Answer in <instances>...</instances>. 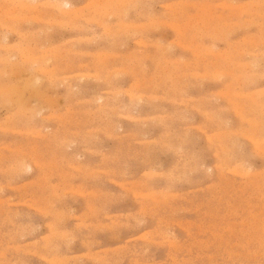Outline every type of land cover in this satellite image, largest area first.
Here are the masks:
<instances>
[{"label": "rangeland", "instance_id": "1", "mask_svg": "<svg viewBox=\"0 0 264 264\" xmlns=\"http://www.w3.org/2000/svg\"><path fill=\"white\" fill-rule=\"evenodd\" d=\"M173 262L264 264V0H0V264Z\"/></svg>", "mask_w": 264, "mask_h": 264}, {"label": "bare ground", "instance_id": "2", "mask_svg": "<svg viewBox=\"0 0 264 264\" xmlns=\"http://www.w3.org/2000/svg\"><path fill=\"white\" fill-rule=\"evenodd\" d=\"M64 2V1H63ZM8 3V2H7ZM19 3H20V0H19ZM121 3V2H120ZM151 3H152V0H151ZM187 3V2H186ZM74 4V3H73ZM146 4V3H145ZM98 5V4H97ZM122 5V4H121ZM164 5V4H163ZM263 5V4H262ZM56 6V5H55ZM123 6V5H122ZM202 6V5H201ZM111 8V7H110ZM152 9V8H151ZM175 10V9H174ZM11 11V10H10ZM12 12V11H11ZM148 12H150V11H148ZM177 13V12H176ZM107 14V13H106ZM151 14V13H150ZM101 15V14H100ZM152 15V14H151ZM150 16V15H149ZM237 16V15H236ZM107 17V16H106ZM227 18V17H226ZM231 19V18H230ZM187 20V19H186ZM238 23V22H237ZM242 23V22H241ZM247 23V22H246ZM186 25V24H185ZM223 25V24H222ZM213 26V25H212ZM194 27V26H193ZM151 28V27H150ZM201 28V27H200ZM129 30V29H128ZM207 31V30H206ZM226 32V31H225ZM125 33V32H124ZM211 33V32H210ZM129 34V33H128ZM124 35V34H123ZM205 35V34H204ZM208 35V34H207ZM125 37H127V36H125ZM199 47V46H198ZM204 47V46H203ZM191 48V47H190ZM198 57V56H197ZM144 58V57H143ZM199 58V57H198ZM162 60V59H161ZM213 72V71H212ZM201 75V74H200ZM204 75V74H203ZM96 76V75H95ZM97 77V76H96ZM188 77V76H187ZM210 77V76H209ZM98 78V77H97ZM92 80V79H91ZM97 80V79H96ZM93 81H95V80H93ZM159 81V80H158ZM41 82V81H40ZM24 83V82H23ZM33 83V82H32ZM70 84V83H69ZM115 84V83H114ZM35 85V84H34ZM187 86V85H186ZM75 87H77V86H75ZM47 89V88H46ZM190 90V89H189ZM105 91V90H104ZM198 91V90H197ZM5 92V91H4ZM80 92V91H79ZM79 92H77V93H79ZM228 92V91H227ZM192 94V93H191ZM33 95V94H32ZM130 95V94H129ZM193 95V94H192ZM229 95V94H228ZM39 96V95H38ZM113 97V96H112ZM31 98V97H30ZM108 98H110V96L108 97ZM141 98V97H140ZM259 98V97H258ZM100 99V98H99ZM114 100V99H113ZM117 100V99H116ZM115 100V101H116ZM125 100V99H124ZM137 100V99H136ZM135 100V101H136ZM167 100V99H166ZM245 100V99H244ZM261 100V99H260ZM87 101V100H86ZM95 101V100H94ZM88 102V101H87ZM86 103V102H85ZM108 103V102H107ZM106 103V104H107ZM116 103V102H115ZM27 104V103H26ZM113 104V103H112ZM90 105V104H89ZM117 106V105H116ZM134 106V105H133ZM122 107V106H121ZM128 107V106H127ZM193 107V106H192ZM125 108V107H124ZM180 109V108H179ZM185 109H186V107H185ZM116 109H114V111H115ZM86 111V110H85ZM19 112V111H18ZM154 112V111H153ZM185 112V111H184ZM109 113V112H108ZM148 113V112H147ZM181 113V112H180ZM211 113V112H210ZM149 114V113H148ZM186 114V113H185ZM147 115V114H146ZM183 115V114H182ZM102 116V115H101ZM116 116V115H115ZM170 116V115H169ZM184 116V115H183ZM112 117H113V115H112ZM185 117V116H184ZM189 117V116H188ZM97 118V117H96ZM147 118V117H146ZM145 118V119H146ZM168 118H170V117H168ZM155 119V118H154ZM139 120V119H138ZM142 120V119H141ZM248 120V119H247ZM114 121V120H113ZM172 121V120H171ZM181 121V120H180ZM28 122V121H27ZM108 122V121H107ZM136 122V121H135ZM143 122H144V120H143ZM176 122V121H175ZM260 122V121H259ZM88 123V122H87ZM173 124V123H172ZM254 124V123H253ZM140 125V124H139ZM171 125V124H170ZM261 125V124H260ZM119 127V126H118ZM258 127V126H257ZM154 128H155V126H154ZM169 128V127H168ZM180 128V127H179ZM241 128V127H240ZM252 129V128H251ZM138 130V129H137ZM251 131V130H250ZM258 131V130H257ZM252 132V131H251ZM91 133V132H90ZM92 134V133H91ZM113 134V133H112ZM129 134V133H128ZM142 134V133H141ZM149 134V133H148ZM167 134V133H166ZM198 135V134H197ZM149 136V135H148ZM243 136H244V134H243ZM247 136H249V135H247ZM147 137V136H146ZM187 137V136H186ZM201 137V136H200ZM249 137H251V136H249ZM183 138V137H182ZM184 139V138H183ZM192 140V139H191ZM189 141V140H188ZM164 142V141H163ZM191 142V141H190ZM197 142V141H196ZM239 142V141H238ZM153 143V142H152ZM157 143V142H156ZM155 143V144H156ZM192 143V142H191ZM228 143V142H227ZM147 144V143H146ZM149 144V143H148ZM237 144V143H236ZM184 145H186V144H184ZM220 146V145H219ZM185 146H183V148H184ZM221 147V146H220ZM242 147V146H241ZM232 148V147H231ZM162 149V148H161ZM180 149V148H179ZM233 149V148H232ZM156 150V149H155ZM174 150V149H173ZM234 150V149H233ZM237 150V149H236ZM153 151V150H152ZM157 151V150H156ZM161 151V150H160ZM176 151V150H175ZM188 151V150H187ZM224 151V150H223ZM228 151H229V149H228ZM79 152V151H78ZM225 153V152H224ZM239 153V152H238ZM150 154H152V153H150ZM216 155V154H215ZM117 157V156H116ZM149 157V156H148ZM203 157V156H202ZM209 157V156H208ZM150 158V157H149ZM117 159V158H116ZM131 159V158H130ZM156 159V158H155ZM204 160V159H203ZM150 161V160H149ZM161 163V162H160ZM202 163V162H201ZM224 163V162H223ZM236 164V163H235ZM219 165V164H218ZM201 166V165H200ZM234 166V165H233ZM236 166V165H235ZM122 167V166H121ZM129 167V166H128ZM196 167V166H195ZM238 168V167H237ZM160 169V168H159ZM100 171V170H99ZM133 171V170H132ZM136 171V170H135ZM198 171V170H197ZM206 171V170H205ZM152 172V171H151ZM192 172V171H191ZM191 172H190V174H191ZM145 174V173H144ZM158 174V173H157ZM149 175V174H148ZM99 176V175H98ZM172 176V175H171ZM191 177V176H190ZM202 179V178H201ZM172 180H173V178H172ZM160 181V180H159ZM158 181V182H159ZM177 181V180H176ZM193 181V180H192ZM196 181V180H195ZM149 182V181H148ZM152 182V181H151ZM144 183V182H143ZM171 183V182H170ZM199 183V182H198ZM139 185H141V184H139ZM146 185V184H145ZM132 186V185H131ZM130 186V187H131ZM137 186V185H136ZM142 187V186H141ZM154 187V186H153ZM152 188V187H151ZM143 189H144V187H143ZM71 190V189H70ZM160 190V189H159ZM74 193V192H73ZM108 194V193H107ZM135 194V193H134ZM152 194H155V193H152ZM171 194V193H170ZM72 195V194H71ZM139 195V194H138ZM173 195V194H172ZM83 196V195H82ZM110 196V195H109ZM75 197V196H74ZM93 197V196H92ZM108 197V196H107ZM158 197V196H157ZM151 198V197H150ZM222 198V197H221ZM152 199V198H151ZM143 200V199H142ZM227 200V199H226ZM116 201V200H115ZM141 202V201H140ZM105 203V202H104ZM103 203V204H104ZM149 203V202H148ZM8 204V203H7ZM11 204V203H10ZM158 205V204H157ZM93 208V207H92ZM151 208V207H150ZM176 208V207H175ZM44 210V209H43ZM94 210V209H93ZM145 210V209H144ZM156 210V209H155ZM89 212V211H88ZM94 212V211H93ZM211 215V214H210ZM235 215V214H234ZM127 216V215H126ZM135 217V216H134ZM68 218V217H67ZM116 218V217H115ZM159 218V217H158ZM171 219V218H170ZM135 220V219H134ZM117 221V220H116ZM142 221V220H141ZM157 221V220H156ZM177 221V220H176ZM137 222V221H136ZM80 223V222H79ZM112 223V222H111ZM115 223V222H114ZM178 223V222H177ZM116 225H118V224H116ZM115 225V226H116ZM114 227V226H113ZM120 227V226H119ZM93 228H95V227H93ZM116 228V227H115ZM121 228V227H120ZM130 228V227H129ZM99 229H101L100 228V226H99ZM152 230V229H151ZM158 230V229H157ZM22 233H23V231H22ZM35 233V232H34ZM131 234V233H130ZM67 235V234H66ZM142 236H143V234H141ZM146 235V234H145ZM163 235H165L164 233H163ZM63 236V235H62ZM65 236V235H64ZM115 236V235H114ZM175 236V235H174ZM147 237V236H146ZM154 237V236H153ZM138 238V237H137ZM150 238H152V237H150ZM136 239V238H135ZM145 240H147V239H145ZM153 240V239H152ZM98 241V240H97ZM93 242V241H92ZM149 242V241H148ZM196 242H197V239H196ZM170 244V243H169ZM169 244H168V246H169ZM67 245V244H66ZM162 245V244H161ZM124 246H125V244H124ZM119 247V246H118ZM117 249V248H116ZM189 249V248H188ZM122 250V249H121ZM148 251V250H147ZM118 252V251H117ZM122 252V251H121ZM146 252V251H145ZM116 253V252H115ZM124 253V252H123ZM136 253V252H135ZM172 253V252H171ZM170 253V254H171ZM154 254V253H153ZM156 254V253H155ZM81 255V254H80ZM218 255V254H217ZM79 256V255H78ZM115 256H116V254H115ZM80 257V256H79ZM100 257H102V256H100ZM105 257V256H104ZM117 257V256H116ZM142 257V256H141ZM103 258V257H102ZM148 259V258H147ZM91 260V259H90ZM102 260V259H101ZM52 261V260H51ZM103 261V260H102ZM188 261V260H187ZM62 262H63V260H62ZM183 262V261H182ZM95 263V262H94ZM103 263V262H102ZM160 263V262H159ZM13 264V263H12ZM149 264V263H148ZM158 264V263H157ZM173 264H174V262H173Z\"/></svg>", "mask_w": 264, "mask_h": 264}]
</instances>
